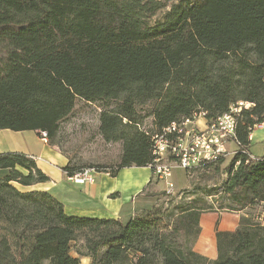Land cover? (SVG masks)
<instances>
[{
	"label": "trees",
	"instance_id": "1",
	"mask_svg": "<svg viewBox=\"0 0 264 264\" xmlns=\"http://www.w3.org/2000/svg\"><path fill=\"white\" fill-rule=\"evenodd\" d=\"M76 99L103 103L97 130L121 146L114 165L94 167L59 147ZM238 102L249 107L236 113L227 164L221 157L196 167L201 185L154 193L153 206L126 223L72 216L48 192L19 190L14 183L49 178L26 153L1 152L0 264H80L79 256L91 264H264V155L248 151L264 123V0H0V130L44 132L66 156V175L150 167L152 134ZM144 106L150 130L141 127ZM206 211L240 215L233 231H216L213 260L192 250Z\"/></svg>",
	"mask_w": 264,
	"mask_h": 264
},
{
	"label": "crops",
	"instance_id": "2",
	"mask_svg": "<svg viewBox=\"0 0 264 264\" xmlns=\"http://www.w3.org/2000/svg\"><path fill=\"white\" fill-rule=\"evenodd\" d=\"M4 131L6 130H0V134H3ZM32 132L34 138H20L23 141L21 143L23 147L13 148L14 142L5 140L1 136L0 153L6 151L26 153L35 160L37 167L48 176L49 180L31 186H20L16 183L14 185L21 191L38 190L50 193L62 203L64 211L69 215L119 219L126 223L135 211L150 209L156 202L157 196L153 194L165 189V183L161 181L164 184L161 185L160 181L153 177L149 167L122 168L115 176L99 172L94 175L93 183H73L62 171V167L67 163L66 156L60 153L56 146L48 145L37 131ZM254 140L263 141L264 144V125L255 126L251 131L249 135L250 144ZM234 144L233 141H229L227 146L230 148ZM248 151L252 157L264 155V148L262 152L257 154L252 153L250 147ZM175 169L177 168L173 170ZM7 174V170L0 169V178H4ZM184 187L186 186L183 185ZM239 216L236 213L216 211L201 214L199 216L200 232L192 250L200 256L211 260L215 259L217 256L216 229L234 230L238 225ZM82 259H86L88 264H91L90 258L85 256L79 257L80 264Z\"/></svg>",
	"mask_w": 264,
	"mask_h": 264
},
{
	"label": "built area",
	"instance_id": "3",
	"mask_svg": "<svg viewBox=\"0 0 264 264\" xmlns=\"http://www.w3.org/2000/svg\"><path fill=\"white\" fill-rule=\"evenodd\" d=\"M242 107L248 108L249 103L238 102L228 112L209 120L204 112H194L192 116L171 122L161 132L152 134L153 162L149 168L155 179L165 183L167 192L173 189L170 178L174 168L189 171L228 155L226 146L233 139L236 113ZM263 125L260 123L256 127ZM41 137L46 140L44 132ZM96 173L93 168L86 167L66 176L73 183L85 184L93 183Z\"/></svg>",
	"mask_w": 264,
	"mask_h": 264
},
{
	"label": "rangeland",
	"instance_id": "4",
	"mask_svg": "<svg viewBox=\"0 0 264 264\" xmlns=\"http://www.w3.org/2000/svg\"><path fill=\"white\" fill-rule=\"evenodd\" d=\"M103 107V103L99 101L93 103L85 102L81 99H76L75 106L72 112H70L69 116L60 123V131L58 135L59 147L65 149L68 152L67 154L69 156H74L86 164H92L94 167L106 164L114 165V162L117 161V158L121 151L120 144L105 143L102 141L98 133V116ZM148 110V106H144L139 109V113H141V115H145L141 124V127L145 130L152 129L153 121L151 116L148 115ZM2 133L3 134H0V137L2 136L5 140L14 142V144L12 145L13 148L23 147V145H21L23 141L20 140V138H34V134L32 131H30V129L29 131L6 130ZM249 145L250 151L254 154L262 152L264 148L263 141L254 140L252 144ZM56 148H58V146H56ZM226 148L228 151V155L225 156V162L222 165L227 164V162L231 159L233 155V150L231 149L233 148L235 150L236 145H231V149L228 146H226ZM195 169L196 168L189 170L190 172L187 174H185V171L180 168L173 170L172 176L170 178V181L173 183V189L169 193L175 195L182 189H190L192 187L190 185L192 181H194L196 185H199L200 182H197L198 172ZM224 177L225 176L223 175L222 178ZM160 183L161 185H164L161 181ZM201 184L202 183H200V185ZM183 185L186 187L183 188ZM165 189L160 191H164ZM214 199H217L218 201L222 200L223 202L226 201L225 198L220 199L219 195L215 196ZM207 201H211V199L207 198ZM214 205L217 206L218 203L216 202ZM261 209V207H257L255 212ZM207 212L213 211H206L203 213ZM253 214L255 215L254 212ZM216 231L222 230L216 229ZM71 254L74 253L72 252ZM81 264H88V261L86 259H82Z\"/></svg>",
	"mask_w": 264,
	"mask_h": 264
}]
</instances>
